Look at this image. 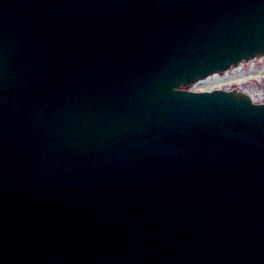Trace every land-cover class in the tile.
<instances>
[{
    "label": "water",
    "instance_id": "obj_1",
    "mask_svg": "<svg viewBox=\"0 0 264 264\" xmlns=\"http://www.w3.org/2000/svg\"><path fill=\"white\" fill-rule=\"evenodd\" d=\"M264 55V0H0V264H264V102L185 87Z\"/></svg>",
    "mask_w": 264,
    "mask_h": 264
},
{
    "label": "rangeland",
    "instance_id": "obj_2",
    "mask_svg": "<svg viewBox=\"0 0 264 264\" xmlns=\"http://www.w3.org/2000/svg\"><path fill=\"white\" fill-rule=\"evenodd\" d=\"M247 93L254 102H264V55L240 62L222 73L209 75L185 87L192 91L230 90Z\"/></svg>",
    "mask_w": 264,
    "mask_h": 264
}]
</instances>
